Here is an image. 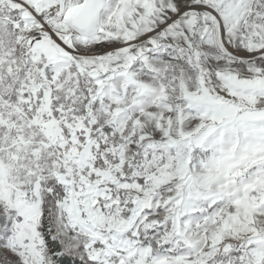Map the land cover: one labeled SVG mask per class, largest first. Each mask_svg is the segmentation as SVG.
Returning a JSON list of instances; mask_svg holds the SVG:
<instances>
[{"label": "snow or ice", "instance_id": "6c2138e0", "mask_svg": "<svg viewBox=\"0 0 264 264\" xmlns=\"http://www.w3.org/2000/svg\"><path fill=\"white\" fill-rule=\"evenodd\" d=\"M0 264H264V0H0Z\"/></svg>", "mask_w": 264, "mask_h": 264}]
</instances>
